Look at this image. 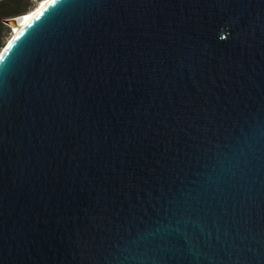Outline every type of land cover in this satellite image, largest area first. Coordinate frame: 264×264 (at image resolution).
Wrapping results in <instances>:
<instances>
[{
    "label": "water",
    "instance_id": "1",
    "mask_svg": "<svg viewBox=\"0 0 264 264\" xmlns=\"http://www.w3.org/2000/svg\"><path fill=\"white\" fill-rule=\"evenodd\" d=\"M0 56V264H264V0H50Z\"/></svg>",
    "mask_w": 264,
    "mask_h": 264
},
{
    "label": "trees",
    "instance_id": "2",
    "mask_svg": "<svg viewBox=\"0 0 264 264\" xmlns=\"http://www.w3.org/2000/svg\"><path fill=\"white\" fill-rule=\"evenodd\" d=\"M39 0H0V51L12 36L10 26L4 19L25 13L34 8Z\"/></svg>",
    "mask_w": 264,
    "mask_h": 264
},
{
    "label": "bare ground",
    "instance_id": "3",
    "mask_svg": "<svg viewBox=\"0 0 264 264\" xmlns=\"http://www.w3.org/2000/svg\"><path fill=\"white\" fill-rule=\"evenodd\" d=\"M50 0H39L37 5L32 8L31 10L20 14L21 16L19 17V19L17 20V22L12 26V35H14L15 33H18V31L20 30L23 22L28 18V16L35 12L36 10H38L39 8H41L43 5H45L47 2H49ZM11 38V37H10Z\"/></svg>",
    "mask_w": 264,
    "mask_h": 264
},
{
    "label": "rangeland",
    "instance_id": "4",
    "mask_svg": "<svg viewBox=\"0 0 264 264\" xmlns=\"http://www.w3.org/2000/svg\"><path fill=\"white\" fill-rule=\"evenodd\" d=\"M23 1H28V0H23ZM10 29H11V31H12V28H11V27H10ZM10 37H11V36H10ZM10 37H9V38H10ZM1 50H2V49H1Z\"/></svg>",
    "mask_w": 264,
    "mask_h": 264
},
{
    "label": "snow or ice",
    "instance_id": "5",
    "mask_svg": "<svg viewBox=\"0 0 264 264\" xmlns=\"http://www.w3.org/2000/svg\"><path fill=\"white\" fill-rule=\"evenodd\" d=\"M5 51H7V49H5ZM0 59H3V57H2V56H0Z\"/></svg>",
    "mask_w": 264,
    "mask_h": 264
}]
</instances>
